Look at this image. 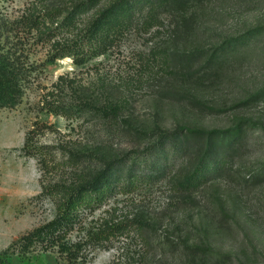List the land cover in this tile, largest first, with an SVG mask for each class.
Listing matches in <instances>:
<instances>
[{
    "label": "rangeland",
    "instance_id": "374dc122",
    "mask_svg": "<svg viewBox=\"0 0 264 264\" xmlns=\"http://www.w3.org/2000/svg\"><path fill=\"white\" fill-rule=\"evenodd\" d=\"M77 1L0 0V10L17 18ZM129 4L123 32L103 51L87 42L91 52L79 62L58 55L57 42L74 32L30 35L22 98L0 107V253L14 264H264V0H194L171 10L163 0ZM219 45L214 69L185 78L169 71L170 52ZM183 125L241 126L234 162L220 177L180 187L169 180L184 177L171 140ZM152 148L145 163L125 161ZM103 172L111 183L104 200L57 223L61 244L23 243L30 230L56 225L60 188ZM118 223L107 238L92 233Z\"/></svg>",
    "mask_w": 264,
    "mask_h": 264
},
{
    "label": "trees",
    "instance_id": "16d2710c",
    "mask_svg": "<svg viewBox=\"0 0 264 264\" xmlns=\"http://www.w3.org/2000/svg\"><path fill=\"white\" fill-rule=\"evenodd\" d=\"M102 1L78 0L68 5H57L40 12L22 14L17 18H12L7 12L0 10V107L14 106L22 98L24 79L31 69L26 50L31 34L35 33L34 36L37 39L49 40L55 36L56 32H68V36L74 32L72 35L74 38L69 37L64 44L57 42V45L61 47L59 49H62L58 55H72L79 62L84 57L85 51H103L119 33L123 32L128 26L123 20V15L126 10L131 11L134 7L129 4L130 0H112L108 5L102 6L93 18L89 20L85 18ZM192 1L194 0H163L167 10L186 6ZM87 42H91L90 47L93 50H85L84 45ZM222 46H215L212 50L196 47L192 50L170 52L168 54L169 71H174L175 75L185 78L201 71L214 69ZM166 93L177 97L178 100L188 101L201 110L216 109L188 91L167 89ZM257 94H251L239 103L246 104L251 98L257 97ZM241 133V126L232 128L180 126L171 133V140L178 147L177 153L183 159L178 164L179 169L185 170V173L183 179H175L174 173L169 176V180L180 187L185 182L191 185L194 179H198L199 182L220 177L234 162L242 137ZM153 150L155 149H146L141 154H131L125 161L145 163L146 155ZM130 170H126L125 173L128 176L127 179L134 182L138 177ZM107 174L103 172L94 180L60 188L62 198L58 202L56 225L49 223L30 230L22 235L23 243L26 245L37 238H47L61 244L63 236L57 230V223L71 219L83 204L92 205L103 201L106 190L111 185L105 181ZM121 227H124L123 224L118 223L112 229L99 228L92 233L98 239H104L109 237L114 229L119 230ZM189 247L194 250L198 248L192 245ZM4 253H0V264H14Z\"/></svg>",
    "mask_w": 264,
    "mask_h": 264
}]
</instances>
